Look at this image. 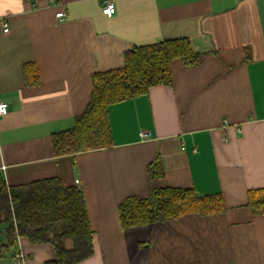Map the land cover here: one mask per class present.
<instances>
[{
	"label": "crops",
	"instance_id": "obj_1",
	"mask_svg": "<svg viewBox=\"0 0 264 264\" xmlns=\"http://www.w3.org/2000/svg\"><path fill=\"white\" fill-rule=\"evenodd\" d=\"M104 2L0 0V172L9 186L59 178L82 190L94 254L80 264H264V216L247 207L264 188V0H114L111 18ZM172 39L200 64L176 60L172 85L111 106V148L56 156L52 135L85 111L92 75ZM157 157L164 177L152 180ZM160 187L221 194L225 212L123 229L120 204ZM18 249L25 264L56 258L26 238Z\"/></svg>",
	"mask_w": 264,
	"mask_h": 264
},
{
	"label": "trees",
	"instance_id": "obj_2",
	"mask_svg": "<svg viewBox=\"0 0 264 264\" xmlns=\"http://www.w3.org/2000/svg\"><path fill=\"white\" fill-rule=\"evenodd\" d=\"M250 58L248 52L246 59ZM176 60L192 68L200 64L201 54L194 51L188 39L165 40L127 51L122 68L93 74L85 111L71 129L52 135L55 155L111 148L114 141L110 107L146 95L154 86L172 85L171 66ZM38 78L37 72L33 84ZM148 172L152 180L164 177L159 157ZM247 207L253 214L264 216V188L248 191ZM118 212L122 228L130 229L187 214H222L225 205L221 194L199 196L192 188L160 187L152 188L145 198H127ZM0 227V258L10 257L14 264L20 238L34 245H51L56 258L46 264H80L94 254L84 194L76 186L64 185L59 178L9 186L0 172Z\"/></svg>",
	"mask_w": 264,
	"mask_h": 264
},
{
	"label": "built area",
	"instance_id": "obj_3",
	"mask_svg": "<svg viewBox=\"0 0 264 264\" xmlns=\"http://www.w3.org/2000/svg\"><path fill=\"white\" fill-rule=\"evenodd\" d=\"M52 3H56V0H49ZM102 13L106 16L111 18L116 13V5L114 0H105ZM56 18L60 21H63L66 18L65 11H60L56 14ZM4 31L7 32L9 30L8 23H4L3 25ZM8 114V104L0 100V116H5ZM149 134L147 132H141L142 137H147ZM78 183V181H76ZM16 264H25V257L24 255L19 252L16 254Z\"/></svg>",
	"mask_w": 264,
	"mask_h": 264
},
{
	"label": "rangeland",
	"instance_id": "obj_4",
	"mask_svg": "<svg viewBox=\"0 0 264 264\" xmlns=\"http://www.w3.org/2000/svg\"><path fill=\"white\" fill-rule=\"evenodd\" d=\"M7 263H12L11 261H10V257H7Z\"/></svg>",
	"mask_w": 264,
	"mask_h": 264
}]
</instances>
